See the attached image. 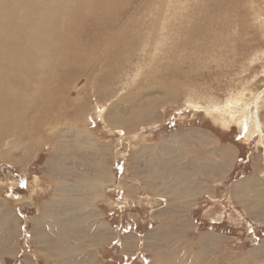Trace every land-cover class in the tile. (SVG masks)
Masks as SVG:
<instances>
[{"label": "rangeland", "instance_id": "1", "mask_svg": "<svg viewBox=\"0 0 264 264\" xmlns=\"http://www.w3.org/2000/svg\"><path fill=\"white\" fill-rule=\"evenodd\" d=\"M79 5L77 59L68 43L39 57L62 77L39 99L0 93V264H264V0H110L94 15ZM22 8L0 0L1 36L26 34L14 25ZM39 69H27L31 82ZM183 135L198 147L177 146ZM168 151L188 176L201 163L215 177L185 187L193 218L177 206L169 220L155 202ZM227 152L231 165L211 175ZM66 230L62 245L86 257L54 249Z\"/></svg>", "mask_w": 264, "mask_h": 264}, {"label": "bare ground", "instance_id": "2", "mask_svg": "<svg viewBox=\"0 0 264 264\" xmlns=\"http://www.w3.org/2000/svg\"><path fill=\"white\" fill-rule=\"evenodd\" d=\"M25 1L26 8L14 9V25L16 29V25L21 24L27 30L26 34L19 36L15 30L14 36L5 37L0 35V58H9L11 60L10 64L6 67L0 66V93L4 101L13 104L19 103V98H23L27 92H30V99L34 94L36 96L37 92H40L45 80H49L50 78L54 80V78L57 79V76L59 78L62 77V73L55 71L49 64L50 69L43 62V59L39 58L41 55L43 56V54L50 53L51 51L53 53L49 54V57H54L53 54L56 55L59 48L68 43L69 56L77 59L78 56L74 54L78 55L84 42L83 40H79L81 36L77 39L78 36L75 32L79 31V27L85 25L82 21L84 18L81 13L82 7L79 4L85 3L84 7H87L88 2V6L94 15L97 12L103 13L104 8L102 5L106 2L108 3L110 0H81L79 4L75 0ZM2 2H5V0H2ZM25 55H28V57L25 58ZM79 56L83 57V55ZM30 58H37V60H35V63H28L27 60ZM82 59H80V62ZM31 66L40 67L38 72L41 79L40 83L31 82L32 74L27 70ZM74 68L75 66H72V68L68 69V72L71 74ZM56 72L57 74H55ZM74 74L72 73L71 77ZM67 82L69 81L67 80ZM63 88L65 89V84ZM36 99H39L38 96H36ZM20 108H22L21 104ZM3 109V105L1 104L0 111ZM2 126L6 128L7 125L4 123ZM21 141L25 145L29 144L28 140L22 139Z\"/></svg>", "mask_w": 264, "mask_h": 264}, {"label": "crops", "instance_id": "3", "mask_svg": "<svg viewBox=\"0 0 264 264\" xmlns=\"http://www.w3.org/2000/svg\"><path fill=\"white\" fill-rule=\"evenodd\" d=\"M183 136L184 137H181V138L178 139L180 141V143L177 146L182 147L183 146L182 142H186L187 146L189 148H191V146L192 147H198L195 143L192 142V140L196 142V140L193 139L192 136H190V135L189 136L183 135ZM218 138L217 137L214 138L215 139V140H213L214 144H217ZM189 153H190V151H189ZM167 154H168L169 158L165 159V167H164L165 171H163V173H165L164 184H162L163 186L162 185L158 186L160 188H164V189L166 188V192L162 190L159 193H157V195L158 194H163L164 197L163 196H158L157 199H156L157 201H155V202L156 203H160L161 201H159L158 199H160V200L163 199L162 201L165 200V202H162V205H164L166 207L164 212L168 215V219L169 220H170V215H174L175 214V209H176L177 206H181V208H182L181 210H179V212H183V213L187 214L190 218H193L195 215H193V217H192V212L194 210H196L194 207L198 205V203L194 202V201L195 200L198 201V198H196V199L191 198L193 192L195 191V189L192 186H190L187 190H184L185 187L188 186L189 181L191 180V177H192L193 174H198L200 176L205 175L208 178L209 177L210 178H215V177H212L210 175L208 176L206 174V172L202 171V169H204V167H203V165L201 163H200L201 170L193 169L191 171V175L188 176V174L190 172L188 173V168H187L188 165L185 166V159L183 158L182 154L181 153L175 154L172 151H168ZM199 155H201V153L198 152V151H194L193 154H192V156H199ZM233 160H234V156L233 157L230 156V152H227L226 154H224L223 157L219 161L216 162V166L215 165L213 166V168L217 170V173H216V171L215 172H211L212 173L211 175L218 176L219 168L221 170H225V168L228 169V166L231 165V161H233ZM95 161H97V160H93V161H91V163H93ZM98 164H100L99 161H98ZM217 164L218 165L220 164V165L218 166ZM84 173L87 174V172H84ZM193 176H195V175H193ZM82 182H83L84 187H86L88 189L90 187H92V184L94 183V182L90 181L89 177H84L82 179ZM191 182L197 184V178L196 179L193 178L191 180ZM151 185L152 186H151L149 195L140 196V198L144 197V201L146 203H153V202H151V200L154 201V199H155L153 197V194L158 189L156 184H155L156 187L154 186V184H151ZM134 186H136L135 191H145V190L142 189V187H140L139 184H137V182L135 180H134ZM129 191L131 192V190H129ZM61 197L62 198L60 200V203L63 201V198L64 199L67 198L65 194L62 195ZM53 199H56V200L48 201L46 203L49 204V203L57 202V198H53ZM68 230L64 231L63 233H62V231L59 232L58 237H57L58 240H56V244L54 246V249L59 248V249H57L59 251V253H61V255H66L64 257L65 259H70V258L79 259V257H86L84 255L79 256L78 252H76L75 255H77V253H78L77 256H79V257L73 256V255H71L73 253H71L70 250L71 251H76V250L74 248L73 249L68 248L67 244L66 245H62V242L65 241L64 239H62V237H67ZM103 231H100L99 233L101 235L105 236V238L107 239L109 237V231H108L106 226H103ZM116 234L118 235V233H116ZM91 235L92 234L88 235L87 239H89V237ZM37 237L40 238L39 235ZM59 239H62V240H59ZM58 241H59V243H58ZM118 244H119L120 248L122 246V250L124 248L128 249V247H129V245L127 246L125 244H122V242L120 240L118 241ZM66 246H67V248H66ZM49 249L52 250L51 248H49ZM55 253L58 254V252H55ZM61 259H62V257H61Z\"/></svg>", "mask_w": 264, "mask_h": 264}]
</instances>
